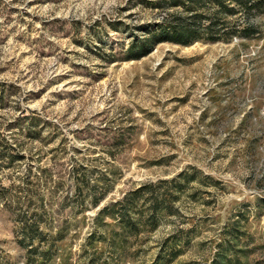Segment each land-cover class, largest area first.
Returning a JSON list of instances; mask_svg holds the SVG:
<instances>
[{
  "label": "rangeland",
  "instance_id": "374dc122",
  "mask_svg": "<svg viewBox=\"0 0 264 264\" xmlns=\"http://www.w3.org/2000/svg\"><path fill=\"white\" fill-rule=\"evenodd\" d=\"M156 1L0 0V264H161L173 235L181 253L163 264H214L235 229L247 264H264V11L250 37L162 42L129 60L174 11ZM190 168L197 198L182 196L157 229L124 243L97 219ZM109 169L116 180L94 206L76 179Z\"/></svg>",
  "mask_w": 264,
  "mask_h": 264
},
{
  "label": "trees",
  "instance_id": "16d2710c",
  "mask_svg": "<svg viewBox=\"0 0 264 264\" xmlns=\"http://www.w3.org/2000/svg\"><path fill=\"white\" fill-rule=\"evenodd\" d=\"M147 4L153 8L174 11L168 13V18L162 24L149 30V35L144 40L131 43L126 52L129 60L141 59L152 51L155 44L162 42L190 45L200 39L216 42L233 36L250 37L258 30L250 19L264 11V0H157L156 3ZM240 13L243 14L239 15ZM230 17H233L231 24L228 21ZM108 147L106 152L115 159L116 150L111 145ZM114 171L109 169V172L100 174L99 179H93L90 170L88 175H79L76 179L78 193L83 194V188L87 187L88 196L93 205L97 206L112 187V181L116 180ZM195 174V169L190 168V171H184L171 180H160L156 184L146 183L138 189L130 190L118 201L103 207L97 219L110 217L121 231L120 237L124 243L129 236L138 237L142 233L155 230L163 219L180 214L177 203L182 200V196L188 194L193 199L197 198L199 189L191 187ZM35 234L40 241L44 240L43 231L30 228L25 229L24 239L31 241ZM239 234V229L229 233L219 245L214 264L248 263V250L240 247ZM183 243V238L177 235L165 239L157 253L156 262L163 264L177 258L181 253L179 245ZM51 246L40 253V257L48 260L52 253ZM37 252V248L30 251L31 254Z\"/></svg>",
  "mask_w": 264,
  "mask_h": 264
}]
</instances>
